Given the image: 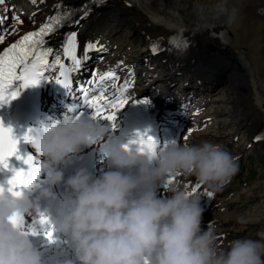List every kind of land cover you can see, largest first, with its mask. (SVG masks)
<instances>
[{
    "label": "clouds",
    "instance_id": "obj_1",
    "mask_svg": "<svg viewBox=\"0 0 264 264\" xmlns=\"http://www.w3.org/2000/svg\"><path fill=\"white\" fill-rule=\"evenodd\" d=\"M55 125L38 132L32 143L48 169L47 187L39 198L34 200L30 191L18 197L0 195V264H43L29 235L11 221L35 217L40 199L56 200L53 187L65 182L56 166L108 135L93 119H65ZM104 154L120 171L94 177L79 170L66 182V211L54 221L47 217L56 231L70 237L78 264H264V230L257 233L259 239H236L222 249L216 233L202 228L200 198L169 183L182 174L194 176L210 192L222 190L239 171L238 158L226 147L209 141L175 143L150 157L126 150L115 139L105 144ZM131 169H138V175L124 174ZM161 184L171 194L167 199L158 198ZM39 221L34 219L31 229Z\"/></svg>",
    "mask_w": 264,
    "mask_h": 264
},
{
    "label": "rangeland",
    "instance_id": "obj_2",
    "mask_svg": "<svg viewBox=\"0 0 264 264\" xmlns=\"http://www.w3.org/2000/svg\"><path fill=\"white\" fill-rule=\"evenodd\" d=\"M60 1L61 0H58V2ZM31 2L34 6H42L45 0H31ZM110 2L111 0H105V5H110ZM17 5V3L9 2L8 10L5 9L2 12L3 5L0 4V29L2 30H0V32L7 33L13 30L14 34L19 33V35H21L34 27L33 24L28 26L20 22V18L23 16L24 12L29 11L27 10L29 8L23 10ZM64 6L74 5L66 3ZM48 11H51V9ZM53 11L51 12L53 13ZM255 16V13L252 14V17ZM134 19L133 16H130L125 23L126 26L119 29L117 33L107 30L108 24H104L103 26L88 30L85 33L86 37L80 39V43L83 45L84 43H86V45H95L94 49L87 52L88 55H90L86 69L88 79L96 77V80H98L101 74L113 72L116 76L118 75L117 77L119 79L109 80V84L108 80H105L104 83L108 86L111 85L110 88L118 87L119 89L122 88L125 81H130L132 84L125 92L129 98L142 95L143 93V96L146 94L150 97L152 96L148 89L143 88L145 82H135L140 75L146 82L148 81L147 83L149 84L152 81L160 84L159 87L161 90L167 86L168 90L173 94L172 98L176 99V97H178L180 99V102L176 105L178 107L176 108V106H174L175 109L181 110L182 112L178 117L182 125L180 128L181 132L179 131L180 136L178 133V143L200 144L203 141H209L221 144L226 147L233 156L238 158L239 165L237 175L232 179L230 184L220 191L210 192L206 187L199 185L194 176H184L182 174L174 176V178L170 180V183H178L186 188L189 194L193 192L194 195H199L203 208L205 209L203 215L207 216L205 219L208 218V215L210 218H214V221H211L210 224L207 225V229H211L216 233L220 248L226 250L231 241L240 238L248 237L251 239H259L257 233L264 230V202H262L263 200L261 198H258V195L260 196V194H262L261 192L259 193V183L264 181V118L254 109L252 104H250V97L246 86L244 82L243 84L240 82L247 79V76L240 75L241 62L238 57L228 52L215 57L206 54L205 57L207 60L214 61L213 67L224 69L222 74L216 72L220 78L214 76V69L209 68L207 69L209 71L206 72L204 69H199L196 64L191 62L180 67L178 71H173L170 65V54L167 52L169 50H166L167 48L163 47V53H153L151 56L144 51L143 47L145 45L142 42L139 43V39L133 34L135 30L133 27L135 23ZM13 21L15 22L12 24ZM79 23L80 24L74 26L75 29L71 28L70 31L76 30L78 33L83 31L85 29L83 26L85 23L84 20H80ZM255 23L256 20L249 27V29H252L248 32L250 35L249 39H251V36L252 38H258V31H256L258 24L256 25ZM72 25L73 24L68 27H72ZM112 27L113 26L110 28ZM131 28L133 32H131ZM61 36H63V34H61ZM147 37L151 40L153 45L156 42L163 43L164 45L173 44L174 40L173 37L164 34L147 35ZM244 39L245 37L241 36V41H239L245 44L244 46L246 47V44L250 42H245ZM181 40L186 41L188 47L184 48L182 51L179 49L177 50L181 51L183 54L187 53L186 55L188 56L191 51L190 40L188 38L186 40L181 38ZM1 42L2 41H0V44ZM191 43H193V39H191ZM58 55L60 59L63 58L61 45H59ZM258 62L259 65H264L262 60H258ZM169 69L173 71L175 74L174 76L177 77L175 81L171 83L168 80L163 82ZM259 72V74L264 77V68ZM92 80L93 79H91L92 83L90 84L89 91L93 89V83H96ZM108 86L105 88L106 94L109 92ZM151 91L154 95L161 96V93L158 94L156 89H151ZM179 99L177 100L179 101ZM236 99L240 101L242 106L238 108V113H233V118H229L231 120L229 125L223 128L220 123L224 120L223 111L228 106L235 105ZM178 101L173 102L176 103ZM182 101L183 103H181ZM107 130L109 129L106 128V131ZM232 134L234 136H232ZM185 136L187 137L186 139L184 138ZM197 185H199L198 188ZM209 192L212 193L211 197L207 195ZM249 220L250 222L254 221L251 224L248 222Z\"/></svg>",
    "mask_w": 264,
    "mask_h": 264
},
{
    "label": "bare ground",
    "instance_id": "obj_3",
    "mask_svg": "<svg viewBox=\"0 0 264 264\" xmlns=\"http://www.w3.org/2000/svg\"><path fill=\"white\" fill-rule=\"evenodd\" d=\"M86 1L88 0H61L60 2H58V0H45L42 6H34L31 0H3V3L0 4L3 5L2 12L5 9L8 10L9 2L17 3V6L23 10H25V8H29L27 9L29 10L28 12H24L20 21L28 26H31L32 24L36 26L39 22L48 17L54 9L65 7L64 5H66V3L79 6L86 3ZM50 9L51 11H48ZM84 11H89V15L87 17L81 19V12L74 19L79 21L84 20L85 23L83 26L85 29L83 31H79L80 33L76 30L70 31L71 28L75 29L74 26L78 25L72 23V27L64 28L60 33H57L52 37L53 55H58L59 45L62 46L65 43L67 35L73 32L77 34L76 55L78 58L83 59H81L80 66L75 70V79L78 86L76 85L74 89L80 90L83 85H87V88L90 89L91 79L97 82L96 77L87 79L88 76L86 75V69L90 55H88V51L85 52L86 43H84V45L81 44L80 39H84L86 37L85 33L88 30L98 26H103L104 24H108L107 30L117 33L119 29L126 26L125 23L129 17L133 16L135 18V23L133 25L135 30L133 32L132 27L131 32H133L134 36L139 39V43L142 42L145 45L143 47L144 51L147 52L149 56L153 54V43L147 35L152 36L164 34L173 37L174 39L181 40V38H184L186 40L188 38L190 40L191 51L189 50L190 53L188 56L186 55L187 53L183 54L181 51L177 50L173 44L164 45L163 43H159V48L165 47L167 48L166 50H169L167 52L170 54V65L171 68H173V71H178L180 67L191 62L196 64L199 69H204L206 72L209 71L207 70L209 68L214 69V76L219 77L216 72L222 74L224 69L213 67L214 61L207 60L205 55L210 54L215 57L228 52L238 57L241 62L240 75L247 76L246 80L243 79L244 81L240 82L242 84L244 82L246 86L250 97V104H252L254 109H256L264 118V77L259 74V71L263 70L264 65H259L258 62V60H262L264 63V0H111L110 5H105V0H102V2L101 0H93V4L88 6ZM254 13L256 16L252 17V14ZM253 20H256V25L258 24V27L256 28V31H258V38H252L251 36V39H249L250 35L248 32L252 30L251 28L250 30L249 27L254 22ZM14 22L15 21H13L12 24ZM3 26L5 27L4 24ZM111 26L113 27L110 28ZM2 33L4 35L0 44V51L9 44L13 43L19 36V33L14 34L13 30L8 31L7 33ZM61 34H63V36H61ZM241 36L245 37V42H250L249 44H246V47L244 46L245 44L240 42ZM191 39H193V43H191ZM61 53H63L62 47ZM51 59L52 57L50 58V62ZM61 61L67 66H72V63H70L71 59L68 62H65L63 58ZM173 71H170L169 69L163 82L166 80L170 83L175 81L177 76H174L175 74ZM137 81L145 82L143 88L148 89L152 94L151 98L154 104H156L159 108V118L161 119L162 126L167 128L168 135L165 138L168 140V143L170 144L172 141H177L176 138L180 128L182 127L181 120L179 119V121L177 119V115L182 112L181 110L175 109L174 106L180 102V99L178 97H176V99L172 98L173 94H171V91L168 90L167 86L161 90L159 87L160 84L153 81L149 84L147 83L148 81L146 82L141 75L140 77L138 76V79H136L135 82ZM103 86L106 88L108 85L103 82ZM151 89H156L158 94L161 93V96L154 95ZM109 90L110 92L107 96L113 97L114 94H119L120 89L109 88ZM95 91L96 90L93 87V89L90 90V94H95ZM177 99H179V101ZM173 101L178 102L175 103ZM181 103H183V101ZM61 106L62 105L57 107L58 112L63 113L65 117H67V112L63 111ZM241 106L240 101L236 99L235 105L228 106L223 111L224 120L220 122L223 128L229 125L231 122L229 118H233V113L237 112L238 108H241ZM177 107L178 106H176V108ZM102 126L104 128H109L105 141L101 144L88 147L89 149L100 147L103 144H108L115 140L116 131L115 128H113L112 123L104 121ZM233 134L232 136H234ZM173 178L174 176L169 179V183ZM258 189L260 190L259 193H262L260 196L258 195V198H261L263 200L262 202H264V181L259 183ZM158 190V198L167 199L171 195L167 191V188L165 189L163 184L160 185V189ZM191 196L199 197V195H194L193 193ZM206 217V215H203L202 228L205 230L207 229V225L210 224L211 221H214V218H210L209 215L207 219H205ZM253 221L250 222L249 220L248 222L252 224ZM44 259L46 260V263L43 262V264H78L75 248L70 237H68L67 243L60 241L59 247H53L52 249L47 250L45 257L42 260L44 261Z\"/></svg>",
    "mask_w": 264,
    "mask_h": 264
},
{
    "label": "snow or ice",
    "instance_id": "obj_4",
    "mask_svg": "<svg viewBox=\"0 0 264 264\" xmlns=\"http://www.w3.org/2000/svg\"><path fill=\"white\" fill-rule=\"evenodd\" d=\"M0 3H3V0H0ZM71 15L70 11L58 12L56 15L49 17L48 21L42 24L38 31L26 34L17 43L0 52V108L10 105L12 101L19 97L23 89L37 87L42 81L55 82L66 89L75 101V104L69 109L72 116L65 119L79 120L91 113L93 120L109 121L115 128L117 114L128 103V98L123 93L131 86L130 81L124 82L119 94H114V98L106 95V89L103 86L105 80L119 79L113 72L101 74L98 77L97 82L94 84L96 94H90L87 87L80 90L71 89L70 74L80 66L81 59H83L78 58L76 55L77 34L75 32L68 34L65 43L61 46L64 56L72 61L71 68L65 67L59 55H53V49L43 47L45 43L43 37L51 35L54 32L55 25L63 26L61 21L71 17ZM88 15L89 11H83L80 18L83 19ZM20 22L22 23V21ZM71 22L79 24V20H72ZM3 35L0 32V41L3 40ZM173 44L181 51L187 47V42L180 39H174ZM94 48L95 45L88 44L85 47V52ZM158 48L159 45H153V52H156ZM50 56L52 57L51 62L49 60ZM57 67L59 68V76L53 81L46 76V73L56 70ZM136 103L147 105L148 100L141 98ZM55 126L53 124L52 127L45 128L42 132L51 131ZM38 132L40 131L29 129L21 138L16 135L13 128L5 127L3 122L0 121V171L10 170L13 173L6 186L0 185V195L22 196L26 190L33 188L40 181L42 171L46 168V165L38 164L33 155L25 157L20 154L21 142L32 144ZM175 143L177 142L172 141L170 144ZM131 144L138 146V152L150 157L155 156L158 149H166L170 145L161 146L150 136H141L138 140L132 141ZM125 148L131 151L130 145H125ZM14 157L21 160L25 167L20 169L11 168L10 161ZM164 187L166 189L167 185H164ZM198 187L199 185H197ZM207 195L211 197L212 193L209 192ZM39 222L41 225L50 224L44 215H41ZM11 223L18 229L23 230L25 235L35 236L38 234L34 228L28 230L26 221L22 217H16ZM54 231L55 229L52 228L44 233L50 242H54Z\"/></svg>",
    "mask_w": 264,
    "mask_h": 264
}]
</instances>
